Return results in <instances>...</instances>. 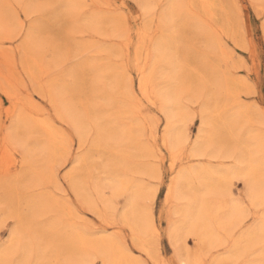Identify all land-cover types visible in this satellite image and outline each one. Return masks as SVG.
<instances>
[{
  "label": "rangeland",
  "instance_id": "obj_1",
  "mask_svg": "<svg viewBox=\"0 0 264 264\" xmlns=\"http://www.w3.org/2000/svg\"><path fill=\"white\" fill-rule=\"evenodd\" d=\"M163 91L188 137L175 155L162 141ZM188 169L211 176L192 184L201 215L186 231L185 204L168 191ZM134 200L152 221L142 236ZM260 221L264 0H0V250L16 232L0 264H50L55 253L51 264H65L79 239L102 238L123 264L121 252L180 264L168 238L179 227L203 264H260L246 244ZM255 236L264 247V231Z\"/></svg>",
  "mask_w": 264,
  "mask_h": 264
},
{
  "label": "bare ground",
  "instance_id": "obj_2",
  "mask_svg": "<svg viewBox=\"0 0 264 264\" xmlns=\"http://www.w3.org/2000/svg\"><path fill=\"white\" fill-rule=\"evenodd\" d=\"M161 99H162V104H163L161 111L165 115V125H164L162 141L165 144V146H167L170 149V153L172 152V154L175 155L176 149L180 146L182 141H184V142L187 141L188 137L184 134L182 135L180 133V129L178 128L179 126L176 122L178 108L176 107L174 97L171 94H169V92L163 91L161 93ZM202 124H204L203 120H202ZM202 131H203V129L199 130L196 143H195V145L191 151L192 157L193 156H195V157L196 156H202V153H201L202 152V146H203V144H202L203 132ZM172 159H173V161H172V163L171 162L170 163H171V165H174L175 156H173ZM210 176H211V172H209L208 170H203V169L189 170L188 169V170H183V171L178 172L176 174L175 178L173 179V181L171 182L172 185L170 187H172V188L169 189L168 195L171 196V194H174L175 198L178 201L184 202V204H185L184 214H185V218H186L185 222L191 223V225H189V226L187 225L186 231L190 227H192L194 224H196V222H198L200 220V215H201L202 203H201V199L199 196V192L196 189H194L197 186L193 188L192 184L195 181H197L199 183V185H203L210 178ZM238 176H239V173L237 172V170H231L229 172H226V175H225V177L228 180L235 178V177H238ZM117 183H118V181L111 180V181L107 182L106 184H107V187L109 189H111L113 192H116V190H117L116 184ZM261 195H262V192L260 190H257L255 186L253 187V189L252 188L247 189V196H248V199L250 200V204L252 205V207L257 203V201ZM149 197H150V195L148 196V198ZM131 208L135 212V215H136L135 217L138 218L137 223H138L139 231H140L141 236H142L145 233H147V231L151 228L150 223H152V221L149 220L150 219L149 216L146 217L145 219L141 218L140 214H138V213L140 212L141 208H144V206H141V208H139V205H136V200L130 202V209ZM232 209H233V212H234L233 214L236 218V221L237 222L241 221V219L243 218V208L241 207L240 203H232ZM148 214L150 215V213H147V215ZM209 216H210V214H209ZM230 221H231V218H230ZM183 230H185V229L182 227H179V228H176L174 230L172 229V231L170 230L168 233L169 241L171 243V246H172L174 252H176V255L178 258L177 261L180 264H203L202 263L203 258H201V255L195 251L197 248L195 249L194 246H193L194 248L191 246L189 247L186 244H181V245L179 244V240L176 238V236L181 235L183 233ZM257 231H259V232L264 231V222L263 221H260L259 223H257L256 226H254L251 230H249V232L246 233V235L248 237H251V239L247 240L246 244L249 247H252L254 245L258 246V247H256L257 251H258V255H259L258 260L261 262L260 264H264V247L262 245L263 241L261 238H258L255 236ZM226 232H227V230H226ZM15 234H16V232L14 233V231L10 232V234L8 236V238H10V240L7 242L8 243L7 248H4V249L2 248V250H0V260H1V256L3 254L7 255V251L9 250L8 247H10L12 245ZM262 234H263V232H262ZM199 236H200V234H199ZM253 236H255L258 239H256V241H255L254 240L255 237H253ZM141 240H143V239H141ZM258 241H260V242H258ZM77 242L78 243H75V244L76 245L78 244V248L74 249V251H73L74 253L72 254L73 257L71 256L72 258H70L68 260L66 259L65 264H94L93 261L97 258V256H95V255L92 256L91 250L96 248V246L99 247V249L96 248L97 252L99 254H97V253H95V254L101 256L102 264H123L122 260H120V258L117 257L116 253H118V252L113 249L114 244L111 243L109 240H105V239L103 240V238H102V240L92 242V241L85 240V239L84 240L79 239ZM206 243H208V242H206ZM89 244H92V246L89 247ZM141 244L143 246L145 245L144 240ZM84 245H87L88 247H85ZM210 245H208V246H210ZM199 251H200V253L201 252L207 253L205 249H200ZM38 254H39L38 258L39 257H40V259L44 258L43 257L45 254L44 252L39 250ZM55 254H56V256L54 258L52 256L53 254L50 256L51 257L50 264L55 263L54 261L57 260L58 254L57 253H55ZM120 254L122 255V257H124L127 260L126 264H133L132 263L133 261H131L130 258H128L126 253H125L126 255H124L123 252H121ZM63 257L65 258V256H63ZM191 260L193 261L192 263H190Z\"/></svg>",
  "mask_w": 264,
  "mask_h": 264
}]
</instances>
